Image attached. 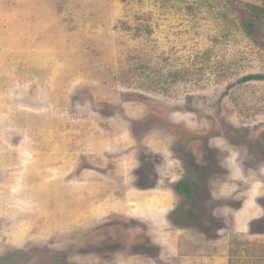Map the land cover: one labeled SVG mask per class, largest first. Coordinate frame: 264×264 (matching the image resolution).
Here are the masks:
<instances>
[{
    "label": "rangeland",
    "instance_id": "374dc122",
    "mask_svg": "<svg viewBox=\"0 0 264 264\" xmlns=\"http://www.w3.org/2000/svg\"><path fill=\"white\" fill-rule=\"evenodd\" d=\"M253 7L0 0V264H264Z\"/></svg>",
    "mask_w": 264,
    "mask_h": 264
},
{
    "label": "trees",
    "instance_id": "16d2710c",
    "mask_svg": "<svg viewBox=\"0 0 264 264\" xmlns=\"http://www.w3.org/2000/svg\"><path fill=\"white\" fill-rule=\"evenodd\" d=\"M253 8L256 10L259 7H253ZM256 18H259L258 20H260V22L264 25V8H259V13L257 12V14H255V17L251 20L246 18L245 16H241L242 27L247 33H249V35H253L252 30L256 28L254 22ZM261 23L258 24L261 25ZM253 78H260V77L249 76V77H245V80H250ZM177 189L180 192V194H182L187 200L193 195V189L189 182L181 181L177 185Z\"/></svg>",
    "mask_w": 264,
    "mask_h": 264
},
{
    "label": "flooded vegetation",
    "instance_id": "af4514ba",
    "mask_svg": "<svg viewBox=\"0 0 264 264\" xmlns=\"http://www.w3.org/2000/svg\"><path fill=\"white\" fill-rule=\"evenodd\" d=\"M183 181L189 182L190 185H191V182H190L189 180H183ZM180 182H181V181H180ZM180 182H179V183H180ZM179 183H178V184H179ZM178 184H177V185H178ZM176 189H177V186H176ZM192 189H193V188H192ZM204 189H205V188H204ZM204 189H203V190H204ZM177 190H178V189H177ZM178 192H179V191H178ZM179 193H180V192H179Z\"/></svg>",
    "mask_w": 264,
    "mask_h": 264
}]
</instances>
